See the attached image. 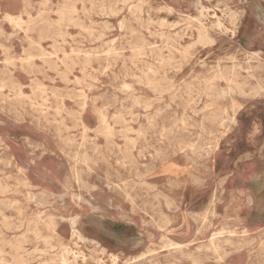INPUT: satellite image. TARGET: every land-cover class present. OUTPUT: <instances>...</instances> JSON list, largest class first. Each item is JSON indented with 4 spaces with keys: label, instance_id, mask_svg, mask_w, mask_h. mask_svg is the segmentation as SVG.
<instances>
[{
    "label": "rangeland",
    "instance_id": "rangeland-1",
    "mask_svg": "<svg viewBox=\"0 0 264 264\" xmlns=\"http://www.w3.org/2000/svg\"><path fill=\"white\" fill-rule=\"evenodd\" d=\"M0 188V264H264V0H0Z\"/></svg>",
    "mask_w": 264,
    "mask_h": 264
},
{
    "label": "bare ground",
    "instance_id": "bare-ground-1",
    "mask_svg": "<svg viewBox=\"0 0 264 264\" xmlns=\"http://www.w3.org/2000/svg\"><path fill=\"white\" fill-rule=\"evenodd\" d=\"M141 11V10H140ZM145 12V11H144ZM217 14V13H216ZM141 15V14H140ZM149 17V16H148ZM161 20V19H160ZM158 36H160V35H158ZM148 69V68H147ZM155 74V73H154ZM166 80V79H165ZM140 81V80H139ZM149 81V80H148ZM167 81V80H166ZM150 82V81H149ZM154 82V81H153ZM163 82V81H162ZM169 82V81H168ZM147 83V82H146ZM156 84V83H155ZM123 86H125V85H123ZM127 86H128V84H127ZM122 87V86H121ZM121 87H120V89H121ZM130 89V88H129ZM208 91V90H207ZM161 94V93H160ZM135 104V103H134ZM155 111V110H154ZM160 113V112H159ZM160 155V154H159ZM86 157V156H85ZM82 158V157H81ZM87 159V158H86ZM155 160V159H154ZM85 161V160H84ZM86 162V161H85ZM139 178V177H138ZM144 182V180L142 181V183ZM141 184V183H140ZM143 185V184H142ZM140 186V185H139ZM152 186V185H151ZM92 187V186H91ZM95 187V186H94ZM1 189V188H0ZM149 190V189H148ZM112 191V190H111ZM155 195H156V192L154 193ZM154 195V196H155ZM159 195V194H158ZM154 196H152V197H154ZM78 197V196H77ZM76 197V199H78ZM156 197H158V196H156ZM167 198V197H166ZM170 199V198H169ZM167 204H168V202H167ZM168 208V207H167ZM187 213V212H186ZM196 214V213H195ZM191 218V217H190ZM194 220V219H193ZM223 224V223H222ZM21 225V224H20ZM73 236V235H72ZM77 238H79V236L77 237ZM81 238V237H80ZM164 239V238H163ZM218 240V239H217ZM255 240V239H254ZM213 242V241H212ZM251 242H253V241H251ZM236 243V242H235ZM242 243V242H241ZM168 245V244H167ZM231 245V244H230ZM210 246V245H209ZM174 247V246H173ZM207 246H205V247H202V248H206ZM220 247V246H219ZM198 248H200L201 249V246L200 247H198ZM208 248V247H207ZM206 248V249H207ZM224 254V253H223ZM187 258H189V257H187ZM216 260V259H215ZM194 263V262H193ZM198 263V262H197ZM194 264H196V263H194Z\"/></svg>",
    "mask_w": 264,
    "mask_h": 264
}]
</instances>
